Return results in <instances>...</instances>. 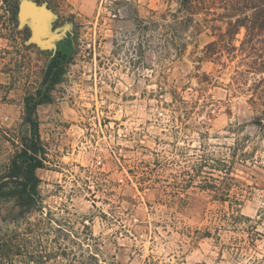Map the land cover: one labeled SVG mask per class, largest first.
<instances>
[{
  "label": "rangeland",
  "instance_id": "obj_1",
  "mask_svg": "<svg viewBox=\"0 0 264 264\" xmlns=\"http://www.w3.org/2000/svg\"><path fill=\"white\" fill-rule=\"evenodd\" d=\"M22 1L0 0V162L14 154L25 98L50 97L36 111L49 152L47 167L37 172L44 205L89 225L104 258L264 264V144L248 148L255 157L231 174L241 215L254 223L238 226L230 202L216 200L198 181L186 186L202 133L210 150L227 159L233 129L247 126L241 135L257 136L250 89L261 75L248 74L249 61L238 53L203 59L215 40L212 27L226 25L197 16L185 54L160 71L150 49L142 66L137 26L139 19L176 13V1L29 0L53 14L48 36L55 39L44 46L32 41L29 20L20 25ZM219 7L209 5L221 14ZM244 36L242 29L238 39ZM237 71L243 85L236 84Z\"/></svg>",
  "mask_w": 264,
  "mask_h": 264
},
{
  "label": "trees",
  "instance_id": "obj_2",
  "mask_svg": "<svg viewBox=\"0 0 264 264\" xmlns=\"http://www.w3.org/2000/svg\"><path fill=\"white\" fill-rule=\"evenodd\" d=\"M174 1L179 6L176 13L151 21L139 19L137 55L143 67L147 49L154 53L160 71L181 58L190 44V29L199 25L196 17L205 14L212 16L211 22H223L226 30L212 27L215 40L205 47L203 59L233 57L238 53L249 61L248 74L261 75L250 89L251 104L257 111L250 125L256 128L257 136L241 135L247 126L233 129L231 132L236 137L229 148L230 159H227L217 157L210 150L211 145L205 142L208 135L202 133L200 153L189 156L186 171V186L191 187L198 181L200 189L212 192L216 200L230 202L237 208L233 210L234 223L238 226L254 223L241 215V201L233 195L237 186L231 174L236 164L255 157L248 148L255 151L264 144V0ZM211 3L220 4L223 13L217 14V8H209ZM13 14L17 15L16 9ZM242 29L245 36L239 40ZM236 42H240L239 47ZM238 75L236 84L243 85L244 74ZM59 82L57 79L54 84ZM50 100V97L25 98L22 129L17 133V143L12 142L14 154L0 162V264H116L103 257L104 245L89 225L78 226L79 222L73 219L75 214L53 212L44 205L40 192L42 180L37 172L47 167L49 152L41 139L36 111ZM259 222L256 221V225ZM146 264L157 263L148 260Z\"/></svg>",
  "mask_w": 264,
  "mask_h": 264
},
{
  "label": "water",
  "instance_id": "obj_3",
  "mask_svg": "<svg viewBox=\"0 0 264 264\" xmlns=\"http://www.w3.org/2000/svg\"><path fill=\"white\" fill-rule=\"evenodd\" d=\"M18 19L23 26L28 20L32 29V41L39 46L51 44L55 37L45 38L49 35L50 24L53 20V14L46 5H37L36 3L23 0L19 5Z\"/></svg>",
  "mask_w": 264,
  "mask_h": 264
},
{
  "label": "flooded vegetation",
  "instance_id": "obj_4",
  "mask_svg": "<svg viewBox=\"0 0 264 264\" xmlns=\"http://www.w3.org/2000/svg\"><path fill=\"white\" fill-rule=\"evenodd\" d=\"M48 38H50L49 36L45 38V40H47ZM52 43V42H51Z\"/></svg>",
  "mask_w": 264,
  "mask_h": 264
}]
</instances>
